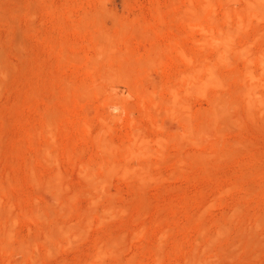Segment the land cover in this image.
Returning <instances> with one entry per match:
<instances>
[{
	"label": "rangeland",
	"instance_id": "obj_1",
	"mask_svg": "<svg viewBox=\"0 0 264 264\" xmlns=\"http://www.w3.org/2000/svg\"><path fill=\"white\" fill-rule=\"evenodd\" d=\"M0 264H264V0H0Z\"/></svg>",
	"mask_w": 264,
	"mask_h": 264
},
{
	"label": "bare ground",
	"instance_id": "obj_2",
	"mask_svg": "<svg viewBox=\"0 0 264 264\" xmlns=\"http://www.w3.org/2000/svg\"><path fill=\"white\" fill-rule=\"evenodd\" d=\"M192 18H193V17H192ZM187 23H188V22H187ZM189 23H190V22H189ZM189 23H188V24H189ZM194 24H195V23H194ZM191 28H192V27H191ZM192 29H193V28H192ZM196 71H197V70H196ZM198 71H199V70H198ZM196 73H197V72H196ZM184 75H185V74H184ZM197 75H198V74H197ZM180 76H181V75H180ZM185 76H186V75H185ZM188 76H189V75H188ZM198 76H199V75H198ZM183 77H184V76H183ZM186 78H187V77H186ZM193 78H194V77H193ZM196 78H197V80L199 79L198 77H196ZM182 80H183V79H182ZM193 80H194V79H193ZM188 81H189V79H187V82H188ZM187 82H186V83H187ZM114 89H115V88H114ZM113 91H114V90H113ZM121 91H122V90H121ZM121 91H120V93H121ZM115 92H116V91H115ZM117 92H118V90H117ZM120 93H118V94L120 95ZM119 95H118V96H119ZM116 96H117V95H116ZM116 109H117V107H116ZM118 112H119V111H118ZM118 112H117V113H118ZM120 112H121V111H120ZM112 116H113V115H112ZM120 116H121V115H120ZM115 117H116V116H114V118H115ZM117 117H118V116H117ZM117 117H116L115 119H117ZM118 119H119V118H118ZM180 120H181V119H180Z\"/></svg>",
	"mask_w": 264,
	"mask_h": 264
}]
</instances>
